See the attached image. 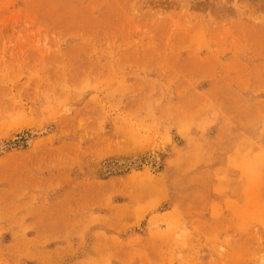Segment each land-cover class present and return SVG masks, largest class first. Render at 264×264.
Masks as SVG:
<instances>
[{"label": "rangeland", "instance_id": "374dc122", "mask_svg": "<svg viewBox=\"0 0 264 264\" xmlns=\"http://www.w3.org/2000/svg\"><path fill=\"white\" fill-rule=\"evenodd\" d=\"M0 264H264V0H0Z\"/></svg>", "mask_w": 264, "mask_h": 264}]
</instances>
